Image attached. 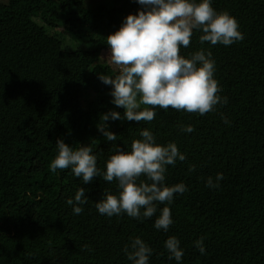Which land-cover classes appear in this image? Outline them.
<instances>
[{
    "label": "trees",
    "instance_id": "16d2710c",
    "mask_svg": "<svg viewBox=\"0 0 264 264\" xmlns=\"http://www.w3.org/2000/svg\"><path fill=\"white\" fill-rule=\"evenodd\" d=\"M125 1L91 7L82 0L0 3V264H132L124 249L131 251L136 237L153 250L149 264H264V0H211L215 10L236 18L243 40L181 48L185 57L211 52L226 104L203 116L158 108L151 122L109 120L118 138L108 141L97 129L100 114L123 115L124 109L111 102L112 86L99 79L118 70L96 59L108 47V34L133 14ZM47 28L90 46L65 47ZM87 57L92 60L85 64ZM187 125L195 130L182 131ZM145 128L156 143L173 142L187 157L166 166L165 183H184L188 191L170 205L157 204L152 218L101 215L95 205L105 192L117 193L115 181L96 177L84 184L71 168L50 170L57 139L73 149L91 145L104 171L116 145L130 151ZM217 173L223 174L219 187H206ZM79 187L88 200L77 215L66 201ZM164 206L173 219L167 232L154 227ZM172 235L184 252L179 262L164 247ZM201 237L204 254L195 246Z\"/></svg>",
    "mask_w": 264,
    "mask_h": 264
},
{
    "label": "clouds",
    "instance_id": "9594fccd",
    "mask_svg": "<svg viewBox=\"0 0 264 264\" xmlns=\"http://www.w3.org/2000/svg\"><path fill=\"white\" fill-rule=\"evenodd\" d=\"M142 5L136 14H128L120 27L107 36L110 61L117 68L114 76L99 75L106 85H111L112 103L124 112L110 110L101 113L97 129L108 141L118 137L108 130L109 120L151 122L156 117V109L169 108L203 116L216 110L218 104H226L227 98L220 95L222 87L214 78L215 60L210 51L204 49L181 55V48L190 47L192 36L201 32L199 43L209 42L215 46H229L243 40L239 23L226 11H217L211 0H136ZM223 118V117H222ZM225 119V123L229 121ZM191 125L182 126V131L191 133ZM141 139L131 142V150L125 151L116 145L108 156L104 171L97 167V155L91 145L76 149L57 139L58 153L50 163L52 172L71 168L73 175L89 184L96 177L117 185V193L105 192L96 203L101 215L112 217L127 216L143 220L152 218L157 212V204L170 205L176 194L188 191L184 183H165L168 165L177 160L185 161L186 155L177 145L156 143V137L147 128L140 131ZM189 171H195L190 165ZM145 180H141V177ZM222 173H217L215 182L211 177L206 187L218 188ZM85 189L79 187L74 199L66 203L72 205L74 214H81L82 205L87 203ZM173 224L171 209L164 206L154 221V227L167 232ZM204 238L195 241L201 254L205 253ZM131 251L125 254L132 264H149L152 249L141 238L131 241ZM164 247L169 259L181 261L184 252L180 241L169 236ZM85 248L91 251L88 246Z\"/></svg>",
    "mask_w": 264,
    "mask_h": 264
},
{
    "label": "rangeland",
    "instance_id": "374dc122",
    "mask_svg": "<svg viewBox=\"0 0 264 264\" xmlns=\"http://www.w3.org/2000/svg\"><path fill=\"white\" fill-rule=\"evenodd\" d=\"M8 0H0V3H6ZM83 4L87 7H91L94 5H105V6H109L111 4L112 0H82ZM123 7L124 9H127L128 11L132 12L133 14L137 13L138 9L142 10L143 6L134 4L132 1L126 0L123 3ZM35 21L38 22V18H35ZM120 27V26H117ZM48 32H51V35H56L57 37H59L62 41V44L65 47H80V48H87L90 46V44L88 42H84L82 40H76L75 38L71 37L69 34H67V32H64L61 28H47L46 29ZM115 32V31H112ZM198 36L194 35L192 36V43H198ZM221 59H225L227 58L225 55H221L220 56ZM91 58L87 57L85 59V64H88L89 62H91ZM98 62H103L106 65H108L111 69L113 70H117L116 66L113 65L110 61V50L108 47L103 48L99 55L98 58L96 59Z\"/></svg>",
    "mask_w": 264,
    "mask_h": 264
}]
</instances>
